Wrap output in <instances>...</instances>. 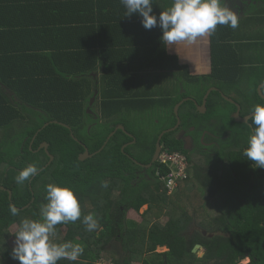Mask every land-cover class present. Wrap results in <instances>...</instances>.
Returning a JSON list of instances; mask_svg holds the SVG:
<instances>
[{"label": "trees", "instance_id": "16d2710c", "mask_svg": "<svg viewBox=\"0 0 264 264\" xmlns=\"http://www.w3.org/2000/svg\"><path fill=\"white\" fill-rule=\"evenodd\" d=\"M170 6L154 0L153 10L158 16ZM126 11L120 0H0V167L11 168L12 178L8 182L0 173V259L19 264L7 241L15 238L23 218H41L46 185L56 183L74 189L81 219L95 213L99 222L93 232L81 220L58 224L55 235L65 228L63 238L50 239L79 241L84 251L76 262L57 264H100L102 259L112 264H264V169L243 155L251 120L235 122L236 107L220 94L240 105L242 117L264 105L257 93L264 82V32H232L218 24L208 37L207 73L198 76L170 53L158 26L145 29L138 14L125 16ZM260 11L264 14V8ZM131 64L173 71L184 82V92L174 98L169 86L156 95L143 92ZM99 68L104 73L97 100L101 115L95 119L87 110L96 86L86 76ZM179 86L173 85L172 93ZM211 87L219 91L210 93L206 113L195 102H185L180 127L161 141L164 150L183 153L191 163L188 178L169 194L163 180L169 168L158 160L148 167L159 136L176 126L179 102L193 98L202 105ZM216 117L225 127L220 134L199 125ZM119 125L125 131H117L102 150ZM191 127L199 133L217 131L226 139L215 157L202 152L203 166L192 164V155L177 139ZM42 143L53 156L50 163ZM86 150L92 157L81 161ZM30 163L37 165V174L17 184L14 177ZM10 203L19 215L9 213ZM146 206L140 223L127 219L130 210ZM195 217L199 230L188 236ZM12 225L17 226L14 234ZM113 241L127 256L107 251ZM197 245L204 249L202 257L194 252ZM160 247L167 251L157 252Z\"/></svg>", "mask_w": 264, "mask_h": 264}, {"label": "clouds", "instance_id": "9594fccd", "mask_svg": "<svg viewBox=\"0 0 264 264\" xmlns=\"http://www.w3.org/2000/svg\"><path fill=\"white\" fill-rule=\"evenodd\" d=\"M126 8L125 16L138 14L145 29L159 27L162 41L169 47L179 42L193 44L198 37L209 35L216 26L238 27V13L229 8L225 0H172V5L157 16L153 10L154 0H120ZM252 134L247 141L243 155L254 162L257 168L264 169V105L257 104L250 115ZM163 147V146H162ZM38 167L30 163L14 177L17 184L23 185L37 174ZM107 187L106 182H102ZM46 204L41 206V218H23L15 233L11 258L19 264H57L60 260L76 262L83 254L78 243L54 242L58 224L75 223L81 220L86 231L98 229L99 222L95 213H88L81 219V206L77 194L71 186L49 183L46 185ZM12 216L19 215L15 204L8 205Z\"/></svg>", "mask_w": 264, "mask_h": 264}, {"label": "crops", "instance_id": "0c3cea01", "mask_svg": "<svg viewBox=\"0 0 264 264\" xmlns=\"http://www.w3.org/2000/svg\"><path fill=\"white\" fill-rule=\"evenodd\" d=\"M157 2H164L165 4L172 5V0H156ZM227 6L238 13V27L232 29V32H264V18L254 20L257 17L263 16L260 10H263L264 4L257 2L256 0H225ZM260 11V12H256ZM261 18V17H260ZM253 20V22H252ZM248 23V24H247ZM209 35L198 37L197 41L193 44L187 42H179L173 47L168 49L170 53L177 56L182 64L189 67L192 75H203L207 73V67L209 65ZM132 65L134 70L132 76L136 78V84L141 87L143 92L158 94L160 89L164 86H169L171 91V97H176L179 93L184 92L183 81L178 79V75L172 72L159 71L157 69H148L144 66ZM176 74V75H175ZM104 75L101 68L92 72L86 76L96 86L94 97L91 101L100 100V85L102 83V76ZM164 75V77H163ZM127 77V76H124ZM126 83H129L127 78H124ZM129 77V75H128ZM176 92L172 93L173 85H179ZM162 92V91H161ZM158 99L160 95L151 96ZM176 107V106H175ZM158 123V121H157Z\"/></svg>", "mask_w": 264, "mask_h": 264}, {"label": "rangeland", "instance_id": "374dc122", "mask_svg": "<svg viewBox=\"0 0 264 264\" xmlns=\"http://www.w3.org/2000/svg\"><path fill=\"white\" fill-rule=\"evenodd\" d=\"M5 93L8 95V97L11 99V102L14 105H16L17 107L23 108V105H21V103L19 101H17L16 98H14L13 95L9 91H5ZM90 105H91V108L92 109L89 108L87 110V112L89 114H93L95 119H98L101 114L99 112L97 100L96 101H91ZM221 111H222V113H224V110L223 109H221ZM199 125H201V126L206 125V126L212 127L213 129L220 131L219 134L222 133V132H224V129H225L224 124L222 122V119H219V117H216L214 119H211V120H209L207 122H204L202 124L200 123ZM182 136H183V134L181 133L179 135V138H181ZM185 136H186V134H185ZM216 137L217 138L215 139V144L212 145L211 147H209L208 148V151L206 152L208 154H211L210 155L211 157H215V155H212V154H215V151L218 149L219 144L220 145L224 144V141L226 140V139H222L219 136H216ZM212 150H214V151H212ZM189 153L192 155V158H193L192 164L194 166H196V164L203 166L204 157L199 156V155H196V154H194V152L193 153L192 152H189ZM222 162H223V160H220V163L219 164L221 165ZM10 169L11 168L7 167L6 165H2L0 167V173H3V177L8 178V182H11L12 181V178L9 175ZM149 180L151 181V179H149ZM212 197H213L212 195H208L207 194V196H205V199L207 201H211V199H213ZM146 210H147V206L146 207H143L140 212H136L134 210H130L127 213L126 217L129 220H133L136 223H140L141 220H142V215H143V213H145ZM199 224H200L199 217H195L194 223H192V226L189 229L188 236L191 235L192 232L199 230ZM9 230H10V233L11 234H14L17 231V226L16 225H12V226H10ZM64 234H65V228H61V233L59 235H54L52 237L53 238L61 239V238H63ZM14 239L15 238H13V237L8 239V241H7L8 247H10V248L13 247V241H14ZM75 243H78V244L81 245V243L79 241H77ZM112 245H113L112 248H110V246H106L107 247V251L110 250V249L113 250V251H115L117 253V256L119 258H122V257L127 256V254L124 251H122V249L120 248V243L119 242H116V241L114 242L113 241L112 242ZM165 251H167V249L166 248H162V247L158 248V250H157V252H159V253L165 252ZM196 253L199 255V257H202L204 255V250L203 249H198V250H196ZM101 263L102 264H109V262L106 261V260H104V259H102V262ZM247 263H248V260H244L242 262V264H247ZM0 264H6V263L3 260L0 259Z\"/></svg>", "mask_w": 264, "mask_h": 264}, {"label": "water", "instance_id": "95a60500", "mask_svg": "<svg viewBox=\"0 0 264 264\" xmlns=\"http://www.w3.org/2000/svg\"><path fill=\"white\" fill-rule=\"evenodd\" d=\"M263 87H264V82L261 83V84L258 86V88H257V93H258V95L264 100V95L262 94V88H263ZM215 91L218 92L219 90H218L217 88H215V87H211V88H209V89L206 91V93H205V97H204V99H203V103H202V105H199V104L196 102V100L193 99V98H185V99H183L181 102H179V103L176 105V107H175V109H174V112H175V115L177 116V124H176V126L173 127L172 129H169V130H166V131L162 132V134L159 136V140H158V143H157L156 152H155V155H154V157H153V162H152V164L149 165L148 167H151L154 163L157 162L158 157H159V155H160V152H161V150H162V144H161V141H162L164 135L167 134V133H170V132H174V131H176V130L180 127V125H181V118H180V116H179V110H180V107H181L185 102H187V101H193V102H195V104L197 105V109H198V111H199L201 114H205L206 111H207V107H206L207 99H208L210 93H211V92H215ZM220 94H221V97H222L225 101L229 102L230 104H232V105H234V106L236 107V111H235V113L233 114V119L235 120V122H237V123L247 124V123L249 122V120H250L249 117H250L251 114L242 117V116L240 115V112H241V107H240V105H239L238 103H236L234 100H232L231 98L225 96L224 94H222V93H220ZM47 125H48V123H46L42 128H45ZM61 125H63V124H61ZM63 126H65V125H63ZM65 127H66V128H69V127H67V126H65ZM119 130H123V131H125V127L122 126V125H119V126L116 128V130H115V131L109 136V138H108L107 142L105 143V145L103 146L102 150L104 149V147L106 146V144L108 143V141L111 139V137H112L113 135H115V133H116L117 131H119ZM127 134H128L129 136H132L130 133H127ZM132 137H133V136H132ZM133 139H134L133 143H135V142H136V139H135L134 137H133ZM75 140H76V139H75ZM127 146H128V145H126V146L123 147V151H124V149H125ZM40 148H43V149L46 150V149H47V145H46L45 143H42V144L40 145ZM100 151H101V150H100ZM46 152H47V154H48V156H49V163H50V162L53 160V156L50 155V154L48 153L47 150H46ZM91 157H92V155H90V154L88 153V151L86 150V151H85V154L80 156V160L83 161L84 159H86V158H91ZM49 163H48L47 165H49ZM47 165H46V166H47ZM2 189H3V188H2ZM3 190H4V189H3ZM8 194H9V199H10V198H11V192L8 191ZM198 249H203V248H202L200 245H197L196 248H195V250H194V252H196V250H198ZM203 250H204V249H203Z\"/></svg>", "mask_w": 264, "mask_h": 264}, {"label": "built area", "instance_id": "2783aa9c", "mask_svg": "<svg viewBox=\"0 0 264 264\" xmlns=\"http://www.w3.org/2000/svg\"><path fill=\"white\" fill-rule=\"evenodd\" d=\"M158 161L169 168V174L166 180V185L169 194H173L179 186V181L186 180L189 176L188 170L191 163L186 155L180 152H172L169 149L162 147ZM102 264V263H100ZM109 264H112L109 262Z\"/></svg>", "mask_w": 264, "mask_h": 264}, {"label": "flooded vegetation", "instance_id": "af4514ba", "mask_svg": "<svg viewBox=\"0 0 264 264\" xmlns=\"http://www.w3.org/2000/svg\"><path fill=\"white\" fill-rule=\"evenodd\" d=\"M181 133L183 136L179 138ZM201 133H199L195 127H191L188 130L180 131L177 135V139L183 142L184 148L187 151L190 150L189 152H194V154L204 157L202 152L206 153L208 148L215 144V139L217 138L216 136L219 135H217V131L212 132L208 129L202 130Z\"/></svg>", "mask_w": 264, "mask_h": 264}]
</instances>
